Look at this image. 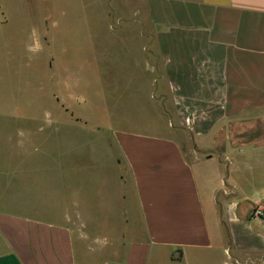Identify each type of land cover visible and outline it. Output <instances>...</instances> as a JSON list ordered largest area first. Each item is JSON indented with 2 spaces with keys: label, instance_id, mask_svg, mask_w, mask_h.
I'll return each instance as SVG.
<instances>
[{
  "label": "crops",
  "instance_id": "0c3cea01",
  "mask_svg": "<svg viewBox=\"0 0 264 264\" xmlns=\"http://www.w3.org/2000/svg\"><path fill=\"white\" fill-rule=\"evenodd\" d=\"M143 2L153 44L130 69L163 134H115L116 175L78 194L75 144L57 142L45 192L41 127L13 143L0 97V264H92L96 252L97 264H264V221L251 217L264 204V0ZM12 173L36 188L8 189Z\"/></svg>",
  "mask_w": 264,
  "mask_h": 264
},
{
  "label": "rangeland",
  "instance_id": "374dc122",
  "mask_svg": "<svg viewBox=\"0 0 264 264\" xmlns=\"http://www.w3.org/2000/svg\"><path fill=\"white\" fill-rule=\"evenodd\" d=\"M144 9L143 0H0V97L12 112L13 143L20 132L41 127L43 155L36 165L43 191L53 188L49 158L57 142L75 144L78 194L104 190V179L116 175L115 134H163L162 118L150 105L152 88L130 69L153 44ZM5 179L14 192L36 188L31 174ZM91 256L92 264L101 258Z\"/></svg>",
  "mask_w": 264,
  "mask_h": 264
},
{
  "label": "built area",
  "instance_id": "2783aa9c",
  "mask_svg": "<svg viewBox=\"0 0 264 264\" xmlns=\"http://www.w3.org/2000/svg\"><path fill=\"white\" fill-rule=\"evenodd\" d=\"M251 217L264 221V204L255 206L251 212Z\"/></svg>",
  "mask_w": 264,
  "mask_h": 264
}]
</instances>
